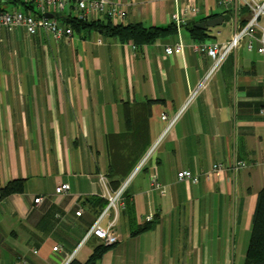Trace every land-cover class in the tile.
I'll return each mask as SVG.
<instances>
[{"label": "crops", "instance_id": "obj_1", "mask_svg": "<svg viewBox=\"0 0 264 264\" xmlns=\"http://www.w3.org/2000/svg\"><path fill=\"white\" fill-rule=\"evenodd\" d=\"M111 1L126 10L124 24L146 27L170 25L187 2L197 11L140 49L99 28L72 31L69 42L43 29L0 28V188L24 180L22 191L0 197V264L84 262L102 244L82 239L106 207L105 189L128 178L122 206L99 223L115 218L117 241L94 264H243L264 187V52L243 38L211 71V57L193 45L228 41L249 11L219 0ZM27 6L0 0V12ZM222 14L223 25L196 26ZM190 25L205 38L194 40ZM176 43L181 53L166 55ZM179 112L163 133L161 113ZM236 161L245 166L230 168ZM215 163L224 170L206 179ZM180 170L199 181L178 180ZM64 183L68 191L56 193ZM148 222L150 230L131 235Z\"/></svg>", "mask_w": 264, "mask_h": 264}, {"label": "built area", "instance_id": "obj_2", "mask_svg": "<svg viewBox=\"0 0 264 264\" xmlns=\"http://www.w3.org/2000/svg\"><path fill=\"white\" fill-rule=\"evenodd\" d=\"M32 6V10L22 12L20 10H13L11 12H0V28H6L11 31H19L24 28L28 34H34L38 29L47 31L54 41L64 40L69 42L72 36V30L59 24L54 18L45 16L46 12L62 13L65 16H74L77 19L89 22L94 20L97 16L108 17L114 21L124 23L126 16V10L121 4L112 2L111 0H19ZM229 3H235L241 7L246 8L249 11V17L245 24L237 28L232 37L223 43H214L209 40L201 43L194 44L195 50L205 52L213 60L212 70L216 69L220 63L234 50L240 40L247 38V48H252V41H256V50L259 53L264 52V0H219L218 4L226 5ZM35 10V11H33ZM197 8L191 3L187 2L183 7L176 8L171 14V21L176 25L186 24V20L189 14L196 13ZM164 52L166 55L171 56L181 53V43H176L172 46H165ZM203 86L201 82L197 88H195L187 98L180 112L187 106V104L195 97L198 89ZM176 114L172 118H168L165 113H161L160 118L166 120L165 133L178 118L179 114ZM243 161L234 162L230 168L244 167ZM227 167H225L226 169ZM224 170L220 163H215L211 166L208 172L202 175L209 179L212 175L218 174ZM199 174L191 173L188 170H180L176 173L178 180H189L192 183L199 181ZM100 179H105V176L100 175ZM155 186L159 187L155 182L154 177L150 178ZM129 181L125 179L115 190L106 188L102 197L106 200V207L97 214V217L86 230L83 239L86 240L90 236H94L101 241L104 245H113L116 243L117 238L114 235L112 228L115 224V218L108 219L105 226H101L99 223L101 219L109 215V210L116 211V209L122 206V193L125 190ZM107 183V182H106ZM69 189L68 184L64 183L55 188L56 193L67 192ZM42 197L34 198V203H38ZM82 204L88 205L84 202L83 198H80ZM80 214V210L76 212ZM150 220V217L147 218ZM58 250V246H53L52 251ZM35 252V251H34ZM70 258L66 259L59 264H68Z\"/></svg>", "mask_w": 264, "mask_h": 264}, {"label": "trees", "instance_id": "obj_3", "mask_svg": "<svg viewBox=\"0 0 264 264\" xmlns=\"http://www.w3.org/2000/svg\"><path fill=\"white\" fill-rule=\"evenodd\" d=\"M22 4L25 5L26 3L22 2ZM27 9L32 10V7L27 6ZM54 14L61 15L60 19L62 20L63 24L69 27L72 31L79 32L87 29L99 28L104 33L116 37L120 41L131 40L134 46L138 49H140L143 45L153 42L159 37L174 33L177 28L180 27L174 23H171L168 26L149 27H146L141 23L124 24L104 16V20L95 19L86 22L81 19H77L74 16H65L62 13ZM188 31L194 40L204 39L207 35L202 29L196 28L194 25H190V27H188ZM23 183V179L9 181L6 185L0 188V197H6L12 193L22 191ZM152 227L153 223H144L143 225L133 228L131 230V235H137L141 232L150 230ZM109 246L99 244L92 250L84 262H79L75 259H72L68 264H94L101 258ZM243 264H264V187L261 188L257 193L256 204L251 217L250 235L245 250Z\"/></svg>", "mask_w": 264, "mask_h": 264}, {"label": "water", "instance_id": "obj_4", "mask_svg": "<svg viewBox=\"0 0 264 264\" xmlns=\"http://www.w3.org/2000/svg\"><path fill=\"white\" fill-rule=\"evenodd\" d=\"M45 16L48 17V14H45ZM228 19H229L228 15L222 14V15L208 18L204 21H201L197 23L196 26L205 29L207 27H212V26L219 25V24L223 25L226 21H228Z\"/></svg>", "mask_w": 264, "mask_h": 264}]
</instances>
